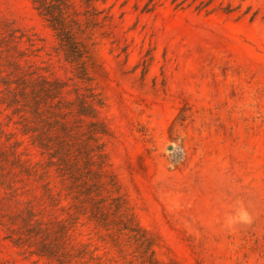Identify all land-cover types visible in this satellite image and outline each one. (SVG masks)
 <instances>
[{
	"label": "rangeland",
	"instance_id": "374dc122",
	"mask_svg": "<svg viewBox=\"0 0 264 264\" xmlns=\"http://www.w3.org/2000/svg\"><path fill=\"white\" fill-rule=\"evenodd\" d=\"M92 7L81 76L31 0H0V264H264V0ZM31 83L60 85L54 114L93 99L50 136L76 175L5 102Z\"/></svg>",
	"mask_w": 264,
	"mask_h": 264
},
{
	"label": "trees",
	"instance_id": "16d2710c",
	"mask_svg": "<svg viewBox=\"0 0 264 264\" xmlns=\"http://www.w3.org/2000/svg\"><path fill=\"white\" fill-rule=\"evenodd\" d=\"M95 1L97 0H80V2L85 4L86 8H88L83 15H89V18L85 19L83 26L79 19L81 13L76 9L73 0H31L32 5L39 15L54 32L66 58L72 63H75L80 69L81 76H85L87 70L86 65L90 61V49L84 35L87 34L90 28H94L98 25L97 16L99 13L96 8L92 7ZM91 12L92 14L90 16ZM60 88V85L57 83H42L41 85L31 83L29 86H24L17 94H13L12 97L7 98L5 102L9 107L15 106V111L22 114L21 118H23V121L31 125L27 127V130H24V134H33V142H35L42 151L50 152L49 155L52 159H58V165L60 166L58 171L62 178H65L68 177L69 174L76 175L77 168L72 171L69 170L66 164H64V160L60 157L62 152L56 149L50 136L54 129L59 127L58 129L70 138L72 135L68 132L70 128L67 123H59L60 119L63 121L60 116L69 117L75 113L79 117L94 118L95 109L93 108V103H91L92 105L88 103L93 102V99L88 101L92 97H84V100L78 99V104L75 102H57L54 104L56 108L55 114L49 110H44L49 104L48 101L58 98L61 90ZM75 107H77V109H75ZM99 134H103L100 125L92 122L90 123L88 131L82 132L81 137L83 139L84 136H87V139L83 141L96 143ZM60 150H62V148H60ZM93 156L94 155L89 154L88 158L91 160Z\"/></svg>",
	"mask_w": 264,
	"mask_h": 264
}]
</instances>
